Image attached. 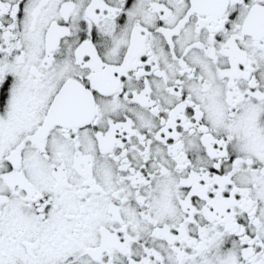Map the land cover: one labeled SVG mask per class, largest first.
Returning a JSON list of instances; mask_svg holds the SVG:
<instances>
[{
	"label": "snow or ice",
	"instance_id": "6c2138e0",
	"mask_svg": "<svg viewBox=\"0 0 264 264\" xmlns=\"http://www.w3.org/2000/svg\"><path fill=\"white\" fill-rule=\"evenodd\" d=\"M0 264H264V0H0Z\"/></svg>",
	"mask_w": 264,
	"mask_h": 264
}]
</instances>
